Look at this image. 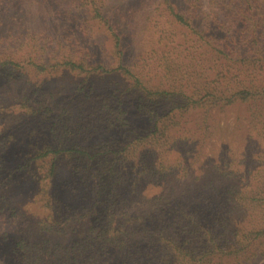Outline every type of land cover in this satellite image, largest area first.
Returning <instances> with one entry per match:
<instances>
[{
  "label": "trees",
  "instance_id": "1",
  "mask_svg": "<svg viewBox=\"0 0 264 264\" xmlns=\"http://www.w3.org/2000/svg\"><path fill=\"white\" fill-rule=\"evenodd\" d=\"M81 4L109 37L114 62L98 61L90 49L69 54L67 61L50 52L46 61L36 64L37 72L51 74L50 68L60 65L83 74L76 91L84 100L91 96L93 73H118L132 90L144 124L130 125L121 107L112 106L115 118L108 120L117 127V135L97 147H76L63 134L66 126L63 130L58 126L57 103L42 104L34 111L23 96L17 107L27 114L39 113L52 136L44 132L42 140L33 142L31 137L37 134L31 132L13 165L0 169V212L8 204L10 187L16 188L12 184L27 175L35 187L32 216L42 238L33 241L19 236L11 249H5L0 240V264H251L264 258V149L254 143L264 140V84L223 87L215 78L208 81L206 73L199 77L191 62L190 74L199 77L191 82L199 87L183 83V92L179 87L168 88L165 74L153 78L145 66L126 61L122 34L102 0H81ZM167 8L175 22L190 27L189 34L200 36L206 31H199L170 4ZM244 17V33L250 35L253 49L241 52L240 62L250 65L249 70L262 68L264 45L258 39L264 16L258 21L254 14ZM17 38L0 36V76L8 80L17 79L22 69L15 56L24 49L11 43ZM53 57L56 63L51 62ZM165 67L173 69L170 61ZM116 90L110 96L118 98ZM171 93L178 94L181 102L175 100L162 110V101ZM247 99L255 101L246 103L250 114L237 115L232 126L219 125L218 112ZM193 110L197 115L187 116ZM4 129L0 125L1 139L10 135ZM247 136L250 144L244 148L240 139ZM1 139L0 165L5 166L9 149L1 146ZM208 142L212 146L205 152ZM177 147L181 150L168 157L169 150ZM220 149L228 159L219 158ZM247 160L248 165L256 161L252 172L241 168ZM62 161L70 170V187L84 201L82 222L70 217L68 205L52 195L54 174ZM179 182L186 184L182 192V187L169 189ZM134 204L137 209H132Z\"/></svg>",
  "mask_w": 264,
  "mask_h": 264
},
{
  "label": "rangeland",
  "instance_id": "2",
  "mask_svg": "<svg viewBox=\"0 0 264 264\" xmlns=\"http://www.w3.org/2000/svg\"><path fill=\"white\" fill-rule=\"evenodd\" d=\"M0 2V36L9 34L18 36L11 43L14 47L24 49L15 56L22 68L16 71L18 78L8 80L0 76V119H3L0 125L5 128L6 133L10 132L6 138H0L1 146L5 145L9 149L6 165H0V169L13 165L16 161V152L25 148L31 132L37 134L32 135L33 142L42 140L44 132L51 135L46 121H42L39 113L27 114L17 107L23 96H26L27 104H32L34 111L42 104L57 103L56 114H61L57 120L58 126L60 130L66 126L63 134H67L68 139L72 140L73 146L76 147H97L117 135V127L110 125L108 120L115 118L112 106L121 107L119 111L124 112V117L130 125L144 124L143 118L136 110L132 90L127 89V81L118 73L106 75L93 73L91 78L95 79V84L90 83L91 96L84 100L82 94L76 91L83 74H76L60 65L51 67V74L37 72L36 64H40V59L46 61L50 52L55 53V58L59 56V60L67 61L69 54L90 49L96 54L95 59L98 61L114 62L110 53L109 37L91 19L88 7L81 4V0H0ZM102 2L104 10L122 34L126 61L145 66L153 78L155 74L161 73V77L165 74L168 88L179 87L183 92L184 88L181 86L183 83L199 87V83L191 81H195L203 73H206L208 81L215 78L214 82L223 87L258 88L264 84V67L249 70L250 65L242 66L239 59L241 52L253 49V45H249L250 35L244 33L247 29L244 16L254 14L256 21L262 18L264 0H102ZM167 4L181 12L199 31L205 29L206 31L200 36L189 34L190 27L185 26V23L182 25L175 22L176 18L167 8ZM189 22L186 20L187 24ZM261 31L258 41L264 45V27L259 29V33ZM75 58L79 59L76 56ZM168 61L173 66L171 70L165 67ZM51 62L57 61L53 57ZM191 62L196 64L199 77H196L197 74H190L187 66ZM166 74L174 77H168ZM113 89H117L115 94L118 98L110 96ZM33 90L37 93H33ZM176 95L178 94H172L162 101V110H166L175 100L181 102ZM252 102L255 101L247 99L240 104L236 102L232 104L230 110L218 112L216 116L219 125L232 126L237 115L245 117L247 112L250 114L246 109V103ZM103 106L108 107L103 109ZM196 115L194 110L187 113V116ZM59 137L62 138L60 134ZM240 140L244 143V148L249 146L248 136ZM68 142L66 141V144ZM254 143L257 144L255 145L257 149H264V140ZM211 146L212 143L208 142L205 152H208ZM176 150L181 149L171 148L168 157L174 156ZM218 156L221 159H228L229 155L220 149ZM250 162L248 165V160L245 161L241 168L252 172L256 161ZM30 181L27 175L18 177L12 184L16 186L15 190L10 187L6 196L8 204L0 212V240L4 241L5 249H11L19 236H26L33 241L42 238V233L35 222V215L32 216L35 210L33 202L35 187ZM70 182V170L62 161L54 174L52 195L61 200V204L68 205L67 212L70 217L75 216L76 220L82 222V215L85 212L84 201L81 202L80 196L73 192ZM185 185L179 182L164 187L167 190L168 187L169 189L175 187L176 191L182 187L180 191L182 192ZM60 207L64 211L63 206ZM137 208V204L132 207ZM65 238L70 241L69 237ZM251 264H264V258L253 259Z\"/></svg>",
  "mask_w": 264,
  "mask_h": 264
}]
</instances>
